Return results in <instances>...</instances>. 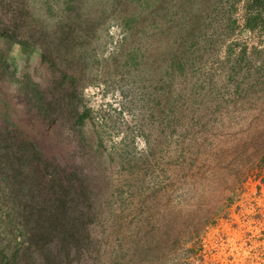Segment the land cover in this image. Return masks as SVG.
Listing matches in <instances>:
<instances>
[{"label": "rangeland", "instance_id": "rangeland-1", "mask_svg": "<svg viewBox=\"0 0 264 264\" xmlns=\"http://www.w3.org/2000/svg\"><path fill=\"white\" fill-rule=\"evenodd\" d=\"M55 205L56 262L264 264V0H0V264Z\"/></svg>", "mask_w": 264, "mask_h": 264}, {"label": "trees", "instance_id": "trees-1", "mask_svg": "<svg viewBox=\"0 0 264 264\" xmlns=\"http://www.w3.org/2000/svg\"><path fill=\"white\" fill-rule=\"evenodd\" d=\"M62 78L64 79V76ZM59 82L64 83L61 80ZM64 84L61 87V91H64ZM36 107L39 109L41 105H37ZM33 155L35 160L38 159L35 157V155H38L37 152L34 151ZM33 166H40V170L33 168V173L35 174L33 178L43 179L44 176L46 177V173L50 176L55 174L53 166L49 163L42 164L39 159L38 162L34 161ZM49 167L50 173L48 172ZM55 210H57V205L55 207L52 206L50 209L35 211V213L32 211V217L35 221L32 226V245L35 247L36 257H38L42 264H64L65 261L61 260L59 262L57 260L56 262L55 259H57L58 253L63 250L66 240L73 238L76 235L75 233H78L73 225L63 223L64 215L61 212L58 214ZM42 219H44L43 224L39 223Z\"/></svg>", "mask_w": 264, "mask_h": 264}]
</instances>
